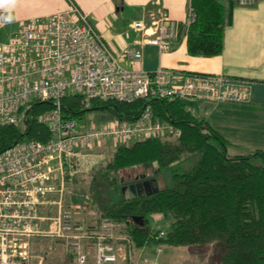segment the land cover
Masks as SVG:
<instances>
[{
	"label": "built area",
	"instance_id": "built-area-1",
	"mask_svg": "<svg viewBox=\"0 0 264 264\" xmlns=\"http://www.w3.org/2000/svg\"><path fill=\"white\" fill-rule=\"evenodd\" d=\"M236 2L252 7L257 0ZM69 7L20 22L12 37L0 44V127L23 128L32 104L54 105L37 116L49 133L46 141L24 139L0 152V264H29L26 237L38 232L41 207L49 204L54 194L61 198L66 170L79 172L103 139L126 144L181 134L174 126L154 120L149 106L135 121L115 119L80 131L75 120L62 113L63 96L79 95L103 102L152 97L168 102L246 103L250 98L252 82L243 78L163 67L150 72L144 68L145 45L167 53L177 38L178 25L165 10L150 15L148 22L133 21L130 26L140 33L139 43L115 53L88 16L72 2ZM194 20L190 10L188 25ZM5 25L0 12V28ZM62 213L63 217L52 224L56 230H83L80 223L71 222L69 211ZM106 223L102 229H110L111 224ZM164 238L161 230L153 233L154 241ZM70 246L75 254L72 264H87L90 255L94 264H157L137 256L127 237L113 240L100 234L94 243Z\"/></svg>",
	"mask_w": 264,
	"mask_h": 264
},
{
	"label": "trees",
	"instance_id": "trees-1",
	"mask_svg": "<svg viewBox=\"0 0 264 264\" xmlns=\"http://www.w3.org/2000/svg\"><path fill=\"white\" fill-rule=\"evenodd\" d=\"M189 3L195 20L187 30L188 54L219 55L226 15L221 0H190ZM85 102L93 107L88 108ZM60 104L66 118L75 120L87 111L98 110L109 112L123 122L135 121L149 106L154 120L180 130L177 138H150L121 144L109 167L115 171L154 165L169 169L184 155L197 157L188 170L173 172L170 185L122 199L101 216L110 222H124L129 227L126 237L136 248L160 242L154 241L148 219L149 215L159 213L167 221L165 239L171 246L212 243L220 248L219 264H264V151L230 155L224 137L186 110L183 101L146 97L133 102H103L66 95ZM53 108L50 102L32 104L27 109L22 131L19 126L0 127V152L24 139L46 141L49 133L38 123L37 116ZM135 217L142 220L137 222Z\"/></svg>",
	"mask_w": 264,
	"mask_h": 264
},
{
	"label": "crops",
	"instance_id": "crops-1",
	"mask_svg": "<svg viewBox=\"0 0 264 264\" xmlns=\"http://www.w3.org/2000/svg\"><path fill=\"white\" fill-rule=\"evenodd\" d=\"M70 2L89 17L97 32L115 53H119L126 46H136L139 43L140 33L130 26L133 21L148 22L150 15L156 14L161 9L165 10L169 18L178 25L177 38L172 45V50L167 53H160L155 47L145 45L143 47L144 68L150 72L163 67L186 72L224 74L252 82L248 102L238 104L200 101L202 110L207 108L212 110L208 112L206 118L203 116H197V118L203 119L224 137L230 155L247 154L256 150L264 151V0H257L252 7L239 6L236 0H221L226 10L223 48L219 55L213 57L190 56L187 52L186 35L189 26L190 0H0V12L6 19V25L2 29L6 27L10 29V33L0 44L12 37L20 22L65 11L70 6ZM125 13H129V16H125ZM238 143H242L243 148L247 150L246 153H239L245 150L239 151ZM104 152L105 150L99 146L95 149V153L101 158L99 163H103ZM114 152L115 150L112 154ZM91 155L93 153L89 154L84 165L82 164L80 168L82 172H74L73 175L88 173L89 168L98 161L90 160ZM66 173L70 172L66 170ZM72 178L69 174L67 176L65 174L64 179L67 185ZM49 204L42 206L40 212ZM87 210L85 205L83 212ZM152 215L157 220V214ZM80 216V213L74 212L75 219H79ZM152 217L149 218V227L154 229L155 223L150 221ZM85 221L84 219L82 222L85 227H101V224L105 223L101 216L95 220V224L86 225ZM148 244L137 248L134 246V251L139 254L137 256L146 257L157 264L171 262V257L182 250H177V247H184L183 249L195 247L173 246L169 252L171 256L165 259L166 263L162 257L164 244L155 243L156 247L150 250L146 247ZM73 262L74 260H71L69 264ZM87 264H94L92 255L89 256Z\"/></svg>",
	"mask_w": 264,
	"mask_h": 264
},
{
	"label": "rangeland",
	"instance_id": "rangeland-1",
	"mask_svg": "<svg viewBox=\"0 0 264 264\" xmlns=\"http://www.w3.org/2000/svg\"><path fill=\"white\" fill-rule=\"evenodd\" d=\"M69 8L70 7H68V9ZM125 14V16H129V13ZM9 33L10 29L8 27L2 29L0 31V42L4 41L7 34ZM85 103L88 108L93 107L91 103L90 106L89 103ZM183 104L186 110L192 111V113L196 115V118L197 116H203V118H206L208 112L212 110L211 108L202 110L199 105L200 101L184 100ZM115 119L116 118L113 117L109 112L91 110L87 111L81 118L75 119V125L76 129L84 131L93 126H103ZM198 119L203 120L201 118ZM116 120L118 121V119ZM19 129L21 131L23 130L22 127H19ZM132 141L133 140H131V142ZM129 143L130 142L126 144ZM121 144V142H112V140L109 138L103 139L102 143L98 145L99 148H103L105 150L104 154L102 155V157H104L103 163H99V160L101 158H99V154L97 155L95 153V149L97 148L95 147L91 152L93 153V155L89 156V159L98 161H95L94 166L89 168L90 170L87 174L73 175L75 174L74 172L65 173L66 176L67 174H69L71 178L73 176V178L68 182L69 185L64 182L61 198L57 194H54V197H50L51 203L39 213L40 228L38 232H36L32 236L26 237V242L28 243V255H31L29 264H69V261L74 260L75 258L74 251L70 248V245L75 242H80L84 247L88 244L94 243L96 241V237L100 234L109 235L110 237L112 236L113 240L126 237L128 235L127 233L129 231V227H127L124 222L118 223L105 220V223L108 222L106 224H111L110 229H102V227L100 226L85 227L82 222L85 219L86 225L95 224V220L100 218V216L104 217L105 211L108 207L117 204L122 199H129L135 196L128 188V185L141 180L142 176L144 178L154 179L156 181V184L153 183V186L156 188H162L171 184V177L173 172L180 173L184 170H188L197 160V157L195 155H184L182 156L178 164L169 169H159L157 166H152L151 168L144 169L143 166H134L132 168L115 171L109 168L111 163L113 162L115 155L112 154V152L115 150L116 153L118 151V147ZM237 145L240 147L238 149L239 151L245 150L242 143H238ZM246 151L247 150L239 153H246ZM103 166L104 168H102ZM97 170L100 171L97 172ZM79 172L82 171L80 170ZM137 192V194H145L147 190L139 189ZM85 205H87L88 212H83V207H85ZM59 207L61 208L59 209ZM64 211L70 212L71 222L77 221V223H80L83 228L82 231L72 230L59 232L53 227L52 224L56 222L57 218L63 217L62 212ZM74 212H78L81 214V216L78 217L79 219H75ZM156 214V216H158L157 220L152 217L153 215L148 216V219L152 217L150 221L152 223H155L156 227L153 229V231L154 233H157L160 230L165 232L167 221L163 219L162 214ZM89 228H91V230ZM158 228H160V230ZM80 236L81 238L77 239V237ZM146 247L148 250L154 249L156 247V244L150 242ZM163 248L164 254L162 257L166 262V257L171 256L169 252H171V248H173V246L164 244ZM183 248L184 247H177V250H182L171 257V262L166 263L219 264L220 248L216 247L212 243L195 247H187L186 249Z\"/></svg>",
	"mask_w": 264,
	"mask_h": 264
},
{
	"label": "water",
	"instance_id": "water-1",
	"mask_svg": "<svg viewBox=\"0 0 264 264\" xmlns=\"http://www.w3.org/2000/svg\"><path fill=\"white\" fill-rule=\"evenodd\" d=\"M138 180V179H137ZM153 183H155V180L152 178H144L143 176L141 177V180H138L137 182L128 185V188L132 191V193L134 195H138L137 191L139 189H146L147 192L146 193H151L157 190L156 187L153 186ZM135 221L140 222L142 219L141 217H135L134 218ZM161 244H167L168 243V239H161L160 240Z\"/></svg>",
	"mask_w": 264,
	"mask_h": 264
}]
</instances>
